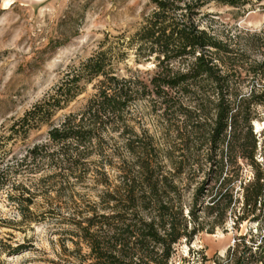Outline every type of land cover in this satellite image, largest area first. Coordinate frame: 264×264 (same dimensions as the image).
I'll use <instances>...</instances> for the list:
<instances>
[{
    "label": "trees",
    "instance_id": "16d2710c",
    "mask_svg": "<svg viewBox=\"0 0 264 264\" xmlns=\"http://www.w3.org/2000/svg\"><path fill=\"white\" fill-rule=\"evenodd\" d=\"M149 3L152 10L121 51L107 40L102 42L97 51L68 70L6 127V140L13 144L16 139H26L30 131L49 126L46 142L28 148L16 167L32 164L36 171L46 162L72 172L91 154L106 160L112 157L104 151L108 131L117 134L123 150L133 158L128 167L120 162L115 183H109L105 176L97 200L85 216L65 218L73 228L70 242L74 250L78 254L81 246L86 250L80 264H168L173 246L180 240L189 243L198 233L212 234L215 228H223L227 210L240 198L242 214L234 217L232 225L237 228L245 220L243 213L253 215L264 194V173L254 159L257 139L250 125L254 107L264 106V29L249 35L260 57L249 61L244 46H231L198 26L207 4L237 7L244 4L242 0ZM126 50L133 52L136 63L153 61L154 71L146 82L120 75L119 63ZM247 80H255V85L243 93L242 84ZM92 82L94 94L82 111L51 125L53 115ZM139 101L156 105L165 121L168 117L175 120L182 154L176 163L178 173L208 166V183L216 186L199 209L212 217L207 225L198 221L195 210L184 213L173 181L163 175L149 144L129 127L126 114ZM243 164L255 171L246 183L238 181L237 198L232 194V183ZM11 168L6 161V174ZM9 186L14 192L7 198L20 219L37 222L40 217L31 212L32 194L20 184H9L6 177V188ZM212 263L264 264V234L234 237L224 256Z\"/></svg>",
    "mask_w": 264,
    "mask_h": 264
},
{
    "label": "rangeland",
    "instance_id": "374dc122",
    "mask_svg": "<svg viewBox=\"0 0 264 264\" xmlns=\"http://www.w3.org/2000/svg\"><path fill=\"white\" fill-rule=\"evenodd\" d=\"M242 1L244 4L237 7L207 4L201 10L198 26L231 46H244L249 61L260 60L257 46L249 35L264 29V0ZM151 10L149 0H0V183H3L0 187V264L83 262L86 250L83 246L80 254L74 250L70 242L74 239L73 228L66 224L65 218L85 216L96 202L105 176L109 183H115L120 162L128 167L133 158L123 150L117 134L108 131L105 135L108 146L104 151L105 155H112L106 159L111 161L109 165L91 154L72 172L53 168L46 162L36 171L32 164L16 167L28 148L46 142L49 126L30 131L26 139H16L13 144L6 140V127L49 92L68 70L97 51L102 42L107 40L121 51L123 43L138 30ZM153 66L152 60L134 62L133 52L126 50V56L119 63L120 75L136 76L146 82L154 71ZM94 83L85 85L80 95L56 112L50 124L57 125L66 116L79 114L94 94ZM251 85H255V80L245 81L243 93ZM158 111L156 105L139 101L126 114L127 123L149 144L163 175L173 181L184 213L195 210L198 221L207 225L212 217L199 209L204 207L216 184L208 183V166L177 172L176 163L182 154L181 142L173 127L175 120L168 117L165 121ZM253 112L255 118L250 125L257 139L254 159L258 170L264 173V106L254 107ZM6 161L12 167L8 174ZM254 169L245 164L240 166L238 178L232 183L234 197L240 196L238 181L251 180ZM6 177L9 184H20L32 194L31 212L40 217L37 222L20 219L7 198L14 191L10 186L6 188ZM200 188H207V192L203 189L198 194ZM195 198L196 206L193 205ZM259 205L253 215L243 213L245 220L233 228L234 217L242 214L238 198L227 210L223 228H215L212 234L198 233L189 243L180 240L173 246L168 264H213L215 258L224 256L234 237L255 232L264 234V194Z\"/></svg>",
    "mask_w": 264,
    "mask_h": 264
}]
</instances>
